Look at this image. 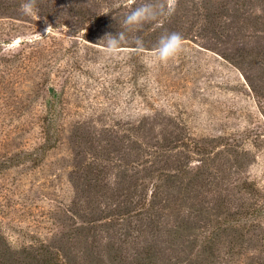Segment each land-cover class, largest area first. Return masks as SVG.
Masks as SVG:
<instances>
[{
    "label": "rangeland",
    "instance_id": "obj_1",
    "mask_svg": "<svg viewBox=\"0 0 264 264\" xmlns=\"http://www.w3.org/2000/svg\"><path fill=\"white\" fill-rule=\"evenodd\" d=\"M25 2L0 0V57L29 46L0 68L8 148L41 143L50 86L67 104L60 146L18 182L32 199L8 208L9 239L66 264H264V0H176L115 54L99 41L143 0ZM174 31L186 50L150 63Z\"/></svg>",
    "mask_w": 264,
    "mask_h": 264
},
{
    "label": "trees",
    "instance_id": "obj_2",
    "mask_svg": "<svg viewBox=\"0 0 264 264\" xmlns=\"http://www.w3.org/2000/svg\"><path fill=\"white\" fill-rule=\"evenodd\" d=\"M7 43L0 37V52ZM28 44L18 51L9 50L0 57V68L3 63H10L7 71L15 67L27 52ZM24 59V58H23ZM27 65V64H26ZM28 71V69H26ZM14 73V72H12ZM45 97L46 109L42 117L43 139L39 145L26 149H9L7 141L10 139L9 131L0 129V264H13L17 255H21L27 264H66L63 255L52 252L46 241H27L13 243L6 234L4 220L8 215V208L21 205V200L30 201V196H22L17 187L21 177L29 170H34L45 164L47 158L55 151L62 141V123L66 113L65 92L58 91L50 86ZM20 176V177H17ZM11 179L17 181L12 182ZM15 208V207H14ZM6 214V215H5ZM5 224V225H4ZM47 244V245H46ZM20 249V250H18Z\"/></svg>",
    "mask_w": 264,
    "mask_h": 264
},
{
    "label": "clouds",
    "instance_id": "obj_3",
    "mask_svg": "<svg viewBox=\"0 0 264 264\" xmlns=\"http://www.w3.org/2000/svg\"><path fill=\"white\" fill-rule=\"evenodd\" d=\"M176 0H143L128 11L119 22L120 31L116 35L105 34L98 45L105 52L115 54L121 46L129 39L130 33L138 32L145 24L156 22L160 17L170 16L175 11ZM19 11L24 15H34L37 13V0H26L20 5ZM51 26L46 31H50ZM135 46L138 50H143L144 42L139 36L135 37ZM184 37L179 32H165L160 35L153 46L149 62L152 64L166 66L169 61L184 52Z\"/></svg>",
    "mask_w": 264,
    "mask_h": 264
}]
</instances>
